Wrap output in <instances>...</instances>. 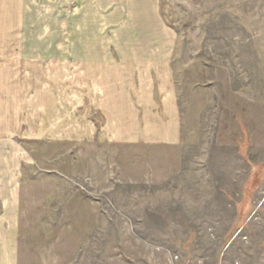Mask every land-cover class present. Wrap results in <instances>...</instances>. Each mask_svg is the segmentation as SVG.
I'll list each match as a JSON object with an SVG mask.
<instances>
[{"label":"rangeland","instance_id":"374dc122","mask_svg":"<svg viewBox=\"0 0 264 264\" xmlns=\"http://www.w3.org/2000/svg\"><path fill=\"white\" fill-rule=\"evenodd\" d=\"M91 38L177 39L178 146L74 141L58 56ZM8 106L16 264H264V0H0Z\"/></svg>","mask_w":264,"mask_h":264},{"label":"crops","instance_id":"0c3cea01","mask_svg":"<svg viewBox=\"0 0 264 264\" xmlns=\"http://www.w3.org/2000/svg\"><path fill=\"white\" fill-rule=\"evenodd\" d=\"M176 49V38H91L76 40L73 51L59 55L73 62L74 141L178 146L183 122L174 76ZM46 104L44 119L62 108L55 109L50 100ZM16 111L1 109L0 126L17 128ZM16 137L2 134L0 142H17ZM18 222L16 164L0 166V264H16Z\"/></svg>","mask_w":264,"mask_h":264}]
</instances>
